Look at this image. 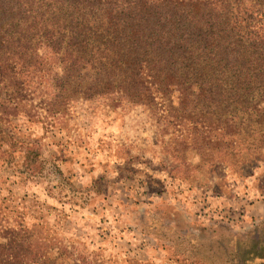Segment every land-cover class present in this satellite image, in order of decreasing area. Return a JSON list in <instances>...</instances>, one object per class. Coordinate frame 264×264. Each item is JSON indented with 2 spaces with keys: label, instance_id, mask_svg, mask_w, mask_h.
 <instances>
[{
  "label": "rangeland",
  "instance_id": "obj_1",
  "mask_svg": "<svg viewBox=\"0 0 264 264\" xmlns=\"http://www.w3.org/2000/svg\"><path fill=\"white\" fill-rule=\"evenodd\" d=\"M172 93L14 117L22 133L0 158V226L25 230L57 264H264V138L248 162L214 160L192 142L214 140L218 102L181 105Z\"/></svg>",
  "mask_w": 264,
  "mask_h": 264
},
{
  "label": "trees",
  "instance_id": "obj_2",
  "mask_svg": "<svg viewBox=\"0 0 264 264\" xmlns=\"http://www.w3.org/2000/svg\"><path fill=\"white\" fill-rule=\"evenodd\" d=\"M175 91L181 105L195 96L218 102L214 140L191 138L197 149L230 165L261 151L264 0H0L2 160L22 133L14 117L56 116L111 95L149 106ZM26 233L0 226V264L8 256L57 264Z\"/></svg>",
  "mask_w": 264,
  "mask_h": 264
}]
</instances>
